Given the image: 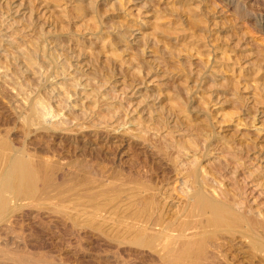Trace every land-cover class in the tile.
Wrapping results in <instances>:
<instances>
[{
    "label": "rangeland",
    "instance_id": "374dc122",
    "mask_svg": "<svg viewBox=\"0 0 264 264\" xmlns=\"http://www.w3.org/2000/svg\"><path fill=\"white\" fill-rule=\"evenodd\" d=\"M261 16L264 0H0V138L42 176L0 222V264H163L131 226L192 220L198 187L264 232ZM34 100L53 122L27 126ZM206 229L209 249L237 245Z\"/></svg>",
    "mask_w": 264,
    "mask_h": 264
},
{
    "label": "bare ground",
    "instance_id": "6f19581e",
    "mask_svg": "<svg viewBox=\"0 0 264 264\" xmlns=\"http://www.w3.org/2000/svg\"><path fill=\"white\" fill-rule=\"evenodd\" d=\"M92 2H93V0H92ZM90 5H92V4H90ZM93 7H94V5H93ZM65 9H66L65 6L62 7V9L59 8L60 13H63L61 11H64ZM93 11H95L94 8H93ZM64 12H66V11H64ZM259 22L262 25L264 24V16H261L259 18ZM89 27H90V24H89ZM86 28H87V26H86ZM88 29H89L88 31H90V28H88ZM88 31H86V32H88ZM91 32H92V30H91ZM61 74H63V73H61ZM75 88H76V85H75ZM78 89L79 88H77V90ZM66 94L67 93H65V95ZM66 98L67 97H65V99ZM34 101H37V100H34ZM28 106H29L28 111L30 113V117L33 120H31V118H30V120H28L29 123L27 126H30L31 125L30 123H32V122H33L32 125H34V126L35 125L43 126V125H45V123H47V125H48V122H50V120H52V122H53L54 119H52V117L54 118L56 113L54 115L51 114V111L49 110L50 108H49V106H47V104H44L40 101L39 102L37 101V102L30 103ZM52 125H53L52 127H54V124H52ZM57 126H58V124H57ZM54 128L56 129V127H54ZM259 131L260 130L258 129V132ZM192 159H194V158H192ZM39 168H40V165H39V167L37 165H35L33 163V161L31 160V157H29V155L26 154L21 148L13 145L11 142L3 140V138H0V222H1V220H2V222L4 220L8 221L7 218H9V216L10 217L12 215L14 216L15 213H17L18 211L23 209L22 208L23 203H21L23 200H26V199H31V200L36 199L37 200L38 195L40 193V190L38 187V182L41 181V178H42V176L40 177V174H39ZM196 169L197 168L195 167L194 170H196ZM194 172L196 173L197 171H194ZM202 172H203V170H202ZM192 178H193V176H192ZM202 186H203V184H202ZM193 187H195V185ZM41 190H42V188H41ZM207 192H204L201 189V187H198L195 190H193V192L188 197L189 201H190L189 205H191L190 208H192V211L190 209V212H191L190 214H191L192 220L186 221L184 223H179L180 222L179 221L178 225L176 223L177 226L176 225L174 226L175 223L172 222L174 218L172 219L171 222L166 221V222L162 223V225H161V222L159 221L160 222L159 229L161 226V229L158 230L159 232L155 231L156 229L154 230V228L152 229L151 227H149L150 228V230H149L147 225L146 226L145 225H143V226L142 225L131 226V231H129V234H130V232L132 233V229H135L136 233H137L136 237H134L135 233H133V235H131L132 236V242L131 243L138 245L140 247L142 246V247H146V248H148V247L151 248V247H153L154 241L159 242V244L156 243V245L157 244L159 245V246L157 245L158 250H159L158 256L160 257V259H161L160 261L163 264H231L232 263L231 261L233 259V255H230L231 254L230 251L232 252V254H234L233 251H235V253L238 252V253L242 254V257H241L242 260H240L241 263L264 264V232H262L263 234L262 233L257 234L258 229L256 230L254 228V226L250 225L249 220H248V222H249L248 223L247 220L242 215L235 212L230 207L229 203L227 204L221 200H217L213 196H211L214 194L210 195L209 193H211V192H209V191H207ZM39 197H41V196L39 195ZM143 200H144V198H143ZM137 201H136V204H137ZM139 204H141V202ZM141 206H142V204H141ZM143 208L145 209V207H143ZM174 208H177V207H174ZM188 209L186 210L187 212L185 211L186 214L188 213ZM139 210H141V209H139ZM146 210H147V208H146ZM22 212H23V210H22ZM91 214L92 213H90V215L89 214L88 215L91 216ZM186 214H184V215L186 216ZM142 216H143V218H145L143 213H142ZM145 216H147V215H145ZM185 216H184V219L187 218ZM14 217H12V218H14ZM16 217H17V215H16ZM18 218H19V216H18ZM94 218H93V221H94ZM135 218H136V216H135ZM156 218H157V216H156ZM147 219H148V216H147ZM189 219H190V216H189ZM146 221L147 220L145 218V221H143V222L146 223ZM154 221H153V223H154ZM96 222L98 223V221H96ZM143 222H142V224H144ZM148 223H149V221H148ZM152 224H151V226H152ZM155 224L157 225V220H156ZM155 224H154V226H155ZM259 225H261V224H259ZM10 226H12V225H10ZM19 226H20V224H19ZM208 226H210V227L213 226V227H216V229L219 228L222 230H223V228H225L227 231L230 232V234L234 237V239H236L237 245H234V248H232L229 245V243H230L229 241H228V243H225V244L229 245L228 246L229 248H231L230 251H228L230 254H226L223 252L224 251L223 248H224L225 244L220 245V244L216 243L217 240H216V242L214 240L215 244L212 243L213 245L212 244L210 245V249H209V247H207L205 239H206V234L208 233L206 227H208ZM128 229H129V227H128ZM241 229H243V230H241ZM208 231H210L209 228H208ZM127 233H128V231H127ZM207 243H208V241H207ZM230 244H233V243H230ZM157 246H156V248H157ZM221 252H223L224 254ZM19 255H20V253H19ZM19 255H15V254L13 255L12 254L11 256H9L8 259H10L12 264H33V263L35 264L34 260L29 259L26 256H19ZM194 255L197 257L193 258ZM230 257H232V258H230ZM234 259H235V257H234ZM245 260H246V262H244Z\"/></svg>",
    "mask_w": 264,
    "mask_h": 264
}]
</instances>
